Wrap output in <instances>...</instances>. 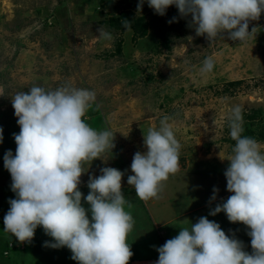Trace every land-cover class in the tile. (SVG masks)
<instances>
[{"label": "rangeland", "instance_id": "1", "mask_svg": "<svg viewBox=\"0 0 264 264\" xmlns=\"http://www.w3.org/2000/svg\"><path fill=\"white\" fill-rule=\"evenodd\" d=\"M138 3L0 0V264H77L66 247L44 246L52 238L41 227L30 243L17 242L14 248L16 238L4 231L8 201L15 194L3 156L9 149L15 154L13 133L20 131L11 98L33 85L94 91L84 120L96 130H110L115 147L101 159L83 162L79 190L86 196L89 176L100 175L102 167L125 173L122 192L131 205L125 210L134 221L127 236L133 252L128 264H154L156 248L201 216L219 223L226 235L235 234L251 254L245 225L229 222L223 212L208 213L230 195L224 171L235 144L229 135L231 107L241 108L242 127L252 115L258 116L252 120L255 127L264 126V13L249 21V31L256 30L246 43L232 41L227 33L209 42L174 5L160 16L146 2L137 13ZM99 28L112 39H103ZM208 57L214 68L202 74ZM164 117L171 118L181 146L179 170L163 182L157 198L144 201L127 177L133 174L134 153L146 151L143 133ZM259 143L264 151V141ZM214 187L217 198L211 201Z\"/></svg>", "mask_w": 264, "mask_h": 264}, {"label": "clouds", "instance_id": "2", "mask_svg": "<svg viewBox=\"0 0 264 264\" xmlns=\"http://www.w3.org/2000/svg\"><path fill=\"white\" fill-rule=\"evenodd\" d=\"M145 2L160 16L174 5L180 17H191L196 35L209 42L227 33L232 41L246 43L256 30L249 31V21L264 13V0H139L137 13ZM175 21L173 17L170 22ZM124 26L131 28L130 23ZM98 32L103 39H112L111 32L102 28ZM213 68L208 57L200 71L206 74ZM94 100V91L70 85L54 89L33 85L11 98L20 131L13 133L15 154L9 149L3 156L15 194L8 201L4 231L20 243H30L41 227L52 238L44 246L66 247L77 264H128L133 252L127 236L134 221L125 210L126 204L131 206L122 192L125 173L102 167L100 175L89 176L88 194L79 190L83 162L101 159V153L115 147L110 130H96L84 120ZM170 119L150 125L143 133L146 151L133 155L127 184L141 200L157 198L163 182L179 170L181 146ZM242 133L241 108L233 105L229 135L235 144L224 171L230 195L208 215L223 212L229 222L245 225L251 254L235 234L226 235L219 223L201 216L156 248L154 264H264V151L255 138ZM217 193L214 187L211 201Z\"/></svg>", "mask_w": 264, "mask_h": 264}, {"label": "trees", "instance_id": "3", "mask_svg": "<svg viewBox=\"0 0 264 264\" xmlns=\"http://www.w3.org/2000/svg\"><path fill=\"white\" fill-rule=\"evenodd\" d=\"M257 117H258L257 115L249 116V120H251V123H245L244 124L242 135L250 136V137L255 138L258 142H263L264 141V126L262 125L263 126V127L261 126L262 128L255 127L253 125V121H252L254 119H257ZM247 120H248V118H247ZM249 120H248V122H249ZM17 242L18 241L13 240L11 247H13V248L16 247Z\"/></svg>", "mask_w": 264, "mask_h": 264}, {"label": "crops", "instance_id": "4", "mask_svg": "<svg viewBox=\"0 0 264 264\" xmlns=\"http://www.w3.org/2000/svg\"><path fill=\"white\" fill-rule=\"evenodd\" d=\"M227 195H228V194H227ZM166 222L168 223V222H169V220H168V221H166ZM132 264H136V262H135V263L133 262Z\"/></svg>", "mask_w": 264, "mask_h": 264}, {"label": "bare ground", "instance_id": "5", "mask_svg": "<svg viewBox=\"0 0 264 264\" xmlns=\"http://www.w3.org/2000/svg\"><path fill=\"white\" fill-rule=\"evenodd\" d=\"M65 250V249H64ZM63 251V250H62ZM65 257V256H64Z\"/></svg>", "mask_w": 264, "mask_h": 264}]
</instances>
